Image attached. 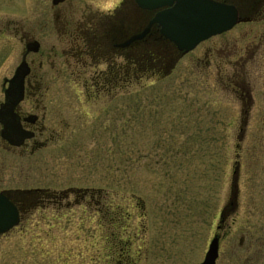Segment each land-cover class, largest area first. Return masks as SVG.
Instances as JSON below:
<instances>
[{"label": "rangeland", "instance_id": "rangeland-1", "mask_svg": "<svg viewBox=\"0 0 264 264\" xmlns=\"http://www.w3.org/2000/svg\"><path fill=\"white\" fill-rule=\"evenodd\" d=\"M31 2L0 0V27L51 14L50 0L37 14ZM52 31L41 35L45 54ZM9 41L12 70L22 48ZM174 63L138 69L128 84L122 74L109 93L85 85L93 71L45 72L43 104L57 109L55 129L61 116L67 125L4 177L26 190L28 210L0 264H199L215 234L216 264H264V22L239 23ZM66 77L73 84L56 79Z\"/></svg>", "mask_w": 264, "mask_h": 264}, {"label": "flooded vegetation", "instance_id": "flooded-vegetation-1", "mask_svg": "<svg viewBox=\"0 0 264 264\" xmlns=\"http://www.w3.org/2000/svg\"><path fill=\"white\" fill-rule=\"evenodd\" d=\"M53 1L49 2L51 14H45V10L39 8L38 17L34 15V21L29 19L28 23H34L35 27L26 25V15L18 20L5 19L4 24L0 27V193L13 203L19 213V223L6 233L0 234L3 246L0 252L1 258L8 257L7 243L4 242V239L12 230L22 228V219L28 210L26 209V190L6 187L4 177L7 175L9 178L10 168L16 169L17 172L21 171L23 167L21 162L26 152L30 151L34 154L49 140L46 137L43 140L40 139L44 134L51 137L53 134L62 133V126L67 125V122L63 120L64 116H61L57 122L59 127L55 129L54 124L59 116L56 113L57 109L55 111L52 109L54 113L49 112L48 108L52 107L43 104L45 96L40 93V90H43L42 87L48 84L45 72L51 71L54 74L64 69L69 76L84 77L86 71H93L89 79H84L85 85L95 88L94 92H99L103 87H107V93H109L111 87L115 88L120 85L122 71H125L124 79L128 84L133 80L132 78L137 79L136 71L138 69L148 72L154 67L153 27L144 38L134 41L128 46H122L128 37L141 32L148 25L154 14L153 11L139 8L135 0H122L115 10V14L109 15L103 10H111L117 0L113 1L112 7L108 8H100L98 3L96 4L99 0H82L81 3L77 0H70L67 10L58 13L57 8L66 0H58L57 3ZM215 1L235 6L240 17L244 20L241 23L264 22V0ZM41 4H46L45 0H33L31 2L32 11L37 14L36 7H41ZM19 8L21 9V7ZM11 23L13 27H10ZM51 28L53 31L50 35L56 33L59 36L55 39L56 41L52 42L50 53L45 54L42 51L41 35L48 34ZM10 35L22 48L12 70H9ZM35 44L37 50L33 51L31 48ZM165 44V68L167 69L171 62H178L188 53L180 55L173 44L167 40H165ZM208 55V51H206L204 56ZM200 59L198 61H201ZM22 61H25L28 66V74L23 80V95L13 105L11 103L5 105L7 100L8 102L15 101L17 97L15 95L6 96L4 92L8 88L9 80L13 77L17 66ZM61 64L65 68H59ZM142 72L140 74H143ZM56 79L64 84L68 82L73 84L75 80L70 79L66 82L67 77ZM247 85L249 86V84ZM244 86L245 82L242 84L235 82L233 92L240 98L246 97L249 100L247 102L250 103L252 91L248 88L243 93L242 87ZM63 101H70L67 95L59 99L58 102ZM60 112L62 113V111ZM47 113H49V117ZM51 118L55 119L49 126L47 123H50ZM37 191L36 200L41 201L40 194H44V192Z\"/></svg>", "mask_w": 264, "mask_h": 264}, {"label": "water", "instance_id": "water-1", "mask_svg": "<svg viewBox=\"0 0 264 264\" xmlns=\"http://www.w3.org/2000/svg\"><path fill=\"white\" fill-rule=\"evenodd\" d=\"M58 0H54L57 3ZM139 8L153 11L154 14L145 28L128 37L122 46H128L134 41L149 34L151 27L154 39L173 44L183 55L194 49L200 42L211 36L230 30L234 25L244 21L237 8L233 5L215 0H135ZM30 50V49H29ZM31 50L36 51L37 45ZM28 74V66L22 61L16 68L5 95H15L19 101L23 95V80ZM13 87V88H12ZM4 105V106H5ZM1 112V109H0ZM235 192H233V196ZM19 223V213L13 203L0 193V234L6 233ZM242 238H240V244ZM219 250V235L215 234L208 244L204 258L200 264H215Z\"/></svg>", "mask_w": 264, "mask_h": 264}, {"label": "trees", "instance_id": "trees-1", "mask_svg": "<svg viewBox=\"0 0 264 264\" xmlns=\"http://www.w3.org/2000/svg\"><path fill=\"white\" fill-rule=\"evenodd\" d=\"M162 45H164V43H161ZM159 49H157L156 47H155V49H154V53H153V60H154V63H156L157 62V60H159L160 58H162V54L164 53L163 51H164V48H162V46L161 45H158L157 46ZM163 59V58H162ZM125 71H122V74H123V76L125 75V73H124ZM136 72H138V71H136ZM139 73V72H138ZM145 73V72H144ZM152 73H153V70H152ZM128 86V85H127ZM126 85L125 86H123V88L124 87H127Z\"/></svg>", "mask_w": 264, "mask_h": 264}, {"label": "clouds", "instance_id": "clouds-1", "mask_svg": "<svg viewBox=\"0 0 264 264\" xmlns=\"http://www.w3.org/2000/svg\"><path fill=\"white\" fill-rule=\"evenodd\" d=\"M121 2H122V0H117V2L114 4V6H113V8L111 10L104 9L103 11L106 14L113 15V14H115V10L119 7V5L121 4Z\"/></svg>", "mask_w": 264, "mask_h": 264}]
</instances>
